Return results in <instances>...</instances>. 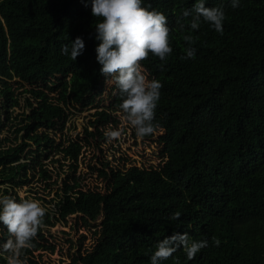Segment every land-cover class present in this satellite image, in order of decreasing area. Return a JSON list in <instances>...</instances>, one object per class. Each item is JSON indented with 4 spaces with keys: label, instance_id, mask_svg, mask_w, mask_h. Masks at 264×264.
<instances>
[{
    "label": "trees",
    "instance_id": "trees-1",
    "mask_svg": "<svg viewBox=\"0 0 264 264\" xmlns=\"http://www.w3.org/2000/svg\"><path fill=\"white\" fill-rule=\"evenodd\" d=\"M85 2L0 0V193L20 199L25 188L24 198L46 210L32 246L22 250L23 264H41L45 253H55L47 236L64 205L97 208L101 221L89 247L69 240L78 248L69 264H150L157 241L174 231L208 246L191 260L178 249L162 264H264V0H240L236 9L229 0H206L224 7L223 34L203 22L188 27L191 16L183 13L195 0H145L170 26L167 58L149 53L140 61L162 84L154 118L162 131L161 162L127 166L123 156L116 165L112 154L90 166L107 182L103 192L85 190L78 170L83 148L104 139L106 124L115 122L118 89L109 107L92 115L86 145L56 138L73 112L104 99L107 78L95 51L99 18ZM186 34L196 54L182 60ZM77 36L85 48L73 60L61 49ZM12 83L28 87L24 106ZM39 189L47 194L39 196ZM176 212L179 219L169 220ZM1 228L3 242L8 233ZM6 257L0 253V264Z\"/></svg>",
    "mask_w": 264,
    "mask_h": 264
},
{
    "label": "clouds",
    "instance_id": "clouds-1",
    "mask_svg": "<svg viewBox=\"0 0 264 264\" xmlns=\"http://www.w3.org/2000/svg\"><path fill=\"white\" fill-rule=\"evenodd\" d=\"M88 2L91 4L92 15L99 18L95 23V38L99 41L95 51L96 60L101 65L99 71L107 78L104 94H108L107 98L112 97L118 89L121 97L119 108L126 115L136 136L153 134L158 127L154 118L162 84L151 74L152 79L146 78L142 73L146 72V68L140 61L149 53L164 61L172 52L167 16L146 4L145 0H86L85 6ZM229 6L238 8L240 0H229ZM183 15L191 16L188 24L191 30H197L203 22L217 33L223 34V6L209 7L206 6V0H195L192 11H185ZM179 28L183 31L185 24L180 23ZM183 40L188 46L180 58H194L196 48L192 46L193 36L186 34ZM84 48V39L77 36L70 41V45H64L61 51L76 60ZM108 81L114 83L109 89ZM99 99L102 98H97L95 104L89 105L88 109L94 108L97 113L109 107V99L108 105L105 103L102 106ZM104 134L111 140L118 138L121 132L119 129H109ZM45 211L38 200L23 197L17 199L0 193V226L5 227L8 233V239L0 242V253H7V264H23L20 259L22 250L32 246ZM179 216V212L173 213L169 220H178ZM213 243L219 246L220 241L213 238ZM207 246L206 239H190L188 233L174 231L157 241L155 250L149 257L150 264H162L181 248L186 259L191 260L197 252Z\"/></svg>",
    "mask_w": 264,
    "mask_h": 264
},
{
    "label": "rangeland",
    "instance_id": "rangeland-1",
    "mask_svg": "<svg viewBox=\"0 0 264 264\" xmlns=\"http://www.w3.org/2000/svg\"><path fill=\"white\" fill-rule=\"evenodd\" d=\"M142 73L147 79H152L150 77V70L146 69V72L142 71ZM113 84V82L108 81V89ZM12 85L13 89L16 90V93L20 97L21 105L24 106V99L30 98V95L24 92L28 87H22L18 83H12ZM114 92L115 90H113L112 93ZM107 96L108 94L106 93L103 95L105 99H99V104H101V106L105 103L108 105L107 100L109 98H107ZM20 111L21 109H16L14 116ZM95 113L96 109H88V107L81 111L78 110L77 112H73L65 129L63 131L57 130V141L64 140L68 143L70 139L77 140L81 138L80 140H82L85 138L86 126L88 123L90 124V121H93V119H97V117L92 116ZM111 114L115 122L110 121L107 123L104 133L109 129H119L121 135L111 140L107 137L104 139L101 138L98 143L92 142V146H85L83 148L78 175L80 174L82 178L81 184L84 186L85 190L89 187H98L97 192L105 191L107 182L99 178L98 173L95 172L96 169L91 171L90 166H100V161L106 158L112 159V154L116 155L114 159H112V161L116 160V162H113V164L116 165L121 163V157L123 156H128L130 158V160L126 162L127 166L135 162L134 164L137 166L149 167L150 165L157 166L161 162L162 144L159 139L162 131L156 130L151 134L150 139L137 137L134 136V129L128 123L126 115L121 109L113 110ZM8 128H11V126L9 125ZM89 130L93 131L94 129L90 127ZM7 135L14 136L13 129H7ZM82 142L86 145V141L82 140ZM43 190L44 189H39L37 194L39 196H45L47 191L44 192ZM19 194L24 198L25 188H21ZM81 218H88L91 225H86ZM56 220L55 227L51 229V234L47 236L51 244L56 246V251L51 255L45 253L41 259V264H69L71 262V254L78 250L77 245L75 248H72L69 240L74 241L76 244H83L84 249L89 247L93 243L92 232L95 229L97 230L95 226L101 222L97 208L87 206L77 207L76 205H64L62 209L56 212ZM2 236H4L3 228L0 229V238Z\"/></svg>",
    "mask_w": 264,
    "mask_h": 264
},
{
    "label": "built area",
    "instance_id": "built-area-1",
    "mask_svg": "<svg viewBox=\"0 0 264 264\" xmlns=\"http://www.w3.org/2000/svg\"><path fill=\"white\" fill-rule=\"evenodd\" d=\"M105 153V152H104Z\"/></svg>",
    "mask_w": 264,
    "mask_h": 264
}]
</instances>
